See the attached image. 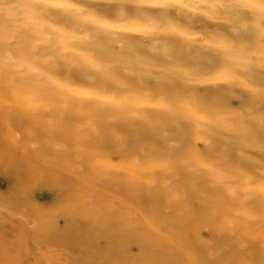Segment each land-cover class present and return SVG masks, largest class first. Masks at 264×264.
<instances>
[{
	"label": "rangeland",
	"instance_id": "rangeland-1",
	"mask_svg": "<svg viewBox=\"0 0 264 264\" xmlns=\"http://www.w3.org/2000/svg\"><path fill=\"white\" fill-rule=\"evenodd\" d=\"M121 2L0 0V264H264V15Z\"/></svg>",
	"mask_w": 264,
	"mask_h": 264
},
{
	"label": "snow or ice",
	"instance_id": "snow-or-ice-1",
	"mask_svg": "<svg viewBox=\"0 0 264 264\" xmlns=\"http://www.w3.org/2000/svg\"><path fill=\"white\" fill-rule=\"evenodd\" d=\"M203 2V0H202ZM55 6L66 9L70 14H75L78 7H82L84 10L81 13L83 16H87L88 9L93 5H83L82 0H55ZM234 8L245 10V14L251 19L256 15H264V0H242L240 3L233 5ZM126 13L125 15L116 14V10ZM187 9V4L183 0H122L121 3L110 5L102 10L103 16L108 20H114L119 23H127L131 19L135 18L140 23L147 26H156V22L164 26H167V20L165 16L171 17L177 25L187 26L188 28L196 27L204 33V40H207L213 33L205 28L204 21L197 17L194 13L190 14ZM179 10V11H177ZM216 35H219L218 33ZM168 43L179 45L181 43L175 35L168 39ZM141 53L142 49H137ZM194 51H202L200 49H194ZM211 54L212 49H206ZM215 65H209L200 69L205 75H210ZM227 105L221 107V112H228ZM264 113V106L259 109ZM248 115H254L249 113Z\"/></svg>",
	"mask_w": 264,
	"mask_h": 264
},
{
	"label": "bare ground",
	"instance_id": "bare-ground-1",
	"mask_svg": "<svg viewBox=\"0 0 264 264\" xmlns=\"http://www.w3.org/2000/svg\"><path fill=\"white\" fill-rule=\"evenodd\" d=\"M76 61V60H75ZM5 72V71H4ZM8 155H9V153H8ZM8 158L10 159V157L8 156ZM12 160V159H11ZM16 163V162H15ZM1 165V164H0ZM13 165V164H12ZM4 167V166H3ZM4 169V168H3Z\"/></svg>",
	"mask_w": 264,
	"mask_h": 264
}]
</instances>
